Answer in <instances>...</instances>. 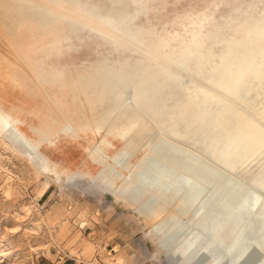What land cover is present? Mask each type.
Masks as SVG:
<instances>
[{
    "label": "rangeland",
    "instance_id": "rangeland-1",
    "mask_svg": "<svg viewBox=\"0 0 264 264\" xmlns=\"http://www.w3.org/2000/svg\"><path fill=\"white\" fill-rule=\"evenodd\" d=\"M83 1L101 12L117 5ZM29 6L49 10L53 20L39 22ZM130 8L136 14L126 28L135 32V43L150 54V63L107 65L93 77L102 60L136 63L144 57L114 49L95 30L72 28L66 17L74 15L65 2L0 0V123L8 129L0 130V264H218L237 239L241 227L233 216L246 206L234 197V181L220 185L218 176L209 179L213 167L198 173L196 159L183 157L181 150L204 157L221 151L216 140L224 132L217 134L214 120L222 107L264 126L258 116L264 105V37L248 33L264 31V0H139ZM199 21L197 42L183 47L191 51L190 71L168 64L161 52L170 54L177 39H189L192 30L183 31L182 24ZM126 28L104 33L127 44ZM22 38L29 44L30 69L14 51ZM164 65L190 90L171 86L152 99ZM221 66H227L225 80L217 85L214 76ZM189 96L207 101L200 103V122L186 129L193 118L185 105ZM103 116L107 119L97 126ZM134 119L141 120L131 134L135 139L121 137L115 128ZM230 121L225 116L224 123ZM144 126L153 134L148 142ZM121 149L130 155L124 168H116L119 181L109 185L100 174ZM149 159L160 180L170 178L187 196L186 214L175 220L182 240L167 254L157 251L162 241L153 230L159 219L141 214L155 215L162 207L133 184ZM215 162L225 168L232 161L224 156ZM250 163L234 159L229 167L259 188L263 168ZM216 246L219 252L210 255Z\"/></svg>",
    "mask_w": 264,
    "mask_h": 264
},
{
    "label": "bare ground",
    "instance_id": "bare-ground-1",
    "mask_svg": "<svg viewBox=\"0 0 264 264\" xmlns=\"http://www.w3.org/2000/svg\"><path fill=\"white\" fill-rule=\"evenodd\" d=\"M200 15V13H197L191 16V18H197ZM199 27L200 21L195 23L194 26H187L182 24L183 31L192 30V33L187 41L183 39H177L178 41H180L179 45L172 53L167 54L165 52H161V54L165 55L162 56L164 57L166 62H168V64L180 67L181 69L186 71H190L187 62L191 55V51H184L183 47L188 44L197 42L200 34L196 33V31ZM133 34L135 36V33ZM175 34H177V32ZM171 38L176 39L175 37ZM163 43L164 42L161 43L162 46L164 45ZM28 45V42L24 38H22L14 43V51L16 53L18 51L21 52L20 57L16 55V58L18 60H21L22 63L27 66L28 69H30V61L27 58ZM150 61L151 60H147L146 62L150 63ZM202 64L203 63H200L194 73H200V67H202ZM11 65L13 68H17L14 63H12ZM220 68L221 69L217 71L216 76H214V81L217 82V85L224 84L225 79L223 77L225 75L227 66H221ZM20 71L22 70L20 69ZM158 72L160 73V75H162V82L158 83L154 88H152V93H150L152 97L165 95L166 91L169 90L171 86H180L183 91L190 90L188 82L182 80L177 73L169 70L166 67L158 68ZM205 101H207L206 98L202 101H196L193 96H189L185 104L187 102H190L192 105V113L193 110H195L194 113L191 114L194 116L196 114L201 116L202 109L200 108V103H203ZM258 116L259 119L264 123V105H262ZM106 119L107 117L103 116L101 122L98 123L97 126H100L103 122H105ZM240 119V122H237V120L233 121L230 128L226 127L224 131L221 127L222 123L220 124L219 121L224 122L225 116L218 115V117L214 120V125L218 128L217 134L219 132V134L221 135V133L224 132L221 140H218L219 138L217 139V137L214 138V140L217 139L216 141L221 142V151H219V153L210 152L207 157H204L196 152H193L192 154L184 150H180L183 152V157L190 159L191 161H194L196 159V164H198V166L200 167L198 173L202 174L209 167H213L209 179L218 176L220 185L224 184L229 179H232L234 181V197L236 199L242 200L246 206L244 211L235 213V215L233 216V219L236 220L241 227L237 239L234 241L228 252L217 259L216 263L248 264L252 263L253 259L258 257L256 261L253 262V264H264V179L259 182L260 187L255 188L249 182L244 181L240 175L232 173L229 167L234 162V159H241L244 163L251 161L252 165H250V168L260 165V167H262L264 171V126L261 125V122H258L257 120L244 114ZM140 121V119H134L126 124L118 125L115 129L118 130L121 137H129L132 136L131 134L137 133L136 128L138 127ZM144 129L148 131V128L146 126H144ZM0 130L5 131L8 129L6 125L2 123L0 125ZM152 135L153 134H150L148 131V137L146 138L147 142L152 138ZM132 137L133 139H135L134 137L136 136ZM125 147L128 146L125 145ZM95 148L99 149V146H96ZM123 150L124 149H121L117 151V153L113 154L111 156L112 164L104 166L101 171L100 175L105 178L109 185L112 184L114 180L116 182L119 181L120 174L116 168H124L126 160L130 155V151L123 153ZM224 156L230 157V160L232 162L229 166L220 168L215 161ZM171 157H176V154L171 155ZM142 179L149 180L151 184H144V180ZM115 181L113 183H116ZM133 184L138 186L147 195V201H151V199H154V202L151 203L152 205H156V203H158V205L162 207L161 210L155 215H152L149 212H145V214L141 212V214L146 219H156V221L159 219V222L157 223V225H155V229L153 230V233L158 237L160 241H162V243H160L157 247V251L163 254H167L169 251L168 248H171L177 240L178 243L182 240L181 237H179L180 231L178 227L176 228L177 224H175V220L186 214L184 204L187 200V196L183 191H180L175 187V184L170 181V178L165 176V179L163 181L160 180V176L150 164V159L142 164L139 172L134 178ZM170 208H173V210L171 211ZM182 221L183 220H180L177 223L180 224ZM170 231H172L173 233L167 237L166 241H164L166 234ZM192 245L193 241L191 243V246ZM199 248L200 247H196L191 255L198 252ZM216 251L217 253L219 252L218 246H216L210 252V255L213 253L214 255H216ZM223 261L225 262L223 263Z\"/></svg>",
    "mask_w": 264,
    "mask_h": 264
},
{
    "label": "water",
    "instance_id": "water-1",
    "mask_svg": "<svg viewBox=\"0 0 264 264\" xmlns=\"http://www.w3.org/2000/svg\"><path fill=\"white\" fill-rule=\"evenodd\" d=\"M49 1L55 4H61L62 2H65L70 7V10L72 11L74 16L66 17V21L69 23V25L72 28L74 29L86 28L89 30L90 29L95 30L98 34H101L102 36H104L106 40L114 47V49L115 48L129 49L130 51L132 50V52H137L144 57V59L139 60L136 63H128L126 62V60H119L115 62H107L105 60H102L101 62H99L97 67L91 73L93 77L103 67L105 68L107 65H115V67L117 66L119 68L134 67L138 64L143 63L145 60H150L149 59L151 57L150 54H148L146 50H143L136 45L135 43L136 37L133 34L135 32L130 31L129 29L126 28L128 26V23L131 21V19L136 14V12L132 8H130V6L138 4L139 0H114L117 5L113 6L112 8H109V10L105 12H101L95 6L89 5L83 0H49ZM29 9L33 11L31 16H33V18L38 20L39 22L48 23V22H51L54 18V14H52L49 10L41 6H29ZM121 27L126 28L123 31V36L126 39H128L127 44L120 42V40L114 39L112 36L108 37L104 33V30L106 28H109L112 30H119ZM253 29H255V27ZM255 30L257 31L255 32ZM255 30L251 29L248 33L250 34L257 33L256 35L258 36V39L261 40L264 37V31L259 30L257 28ZM159 63H161V61H159ZM165 66L166 65H164L163 67ZM163 67H160V68H163ZM156 97L154 98L152 97V99H155ZM185 105L186 106L190 105L192 107L190 102H187ZM194 111L195 110H193V113ZM221 111L222 112L219 113V115L232 118V121L229 122L228 124L224 123L223 121H219L220 124L222 123L221 127L223 131L225 130L226 127L230 128L233 121L237 120V122L238 121L240 122L241 121L240 118H242L244 114V112L243 113L241 112L240 115L235 116V114L226 107H223ZM225 113H228V114H225ZM158 114L159 113H156L157 116H159ZM177 115H179V113ZM173 116H176V115L173 114ZM200 120H201V116L197 114L195 116L193 115V118L184 126L187 129V127H191L193 124L199 123ZM168 135L169 134H167V136Z\"/></svg>",
    "mask_w": 264,
    "mask_h": 264
}]
</instances>
